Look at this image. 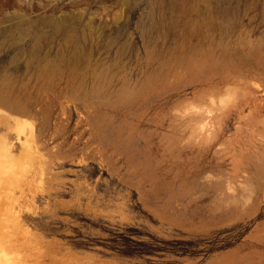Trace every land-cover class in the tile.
Wrapping results in <instances>:
<instances>
[{"label": "rangeland", "instance_id": "374dc122", "mask_svg": "<svg viewBox=\"0 0 264 264\" xmlns=\"http://www.w3.org/2000/svg\"><path fill=\"white\" fill-rule=\"evenodd\" d=\"M0 264H264V0H0Z\"/></svg>", "mask_w": 264, "mask_h": 264}, {"label": "bare ground", "instance_id": "6f19581e", "mask_svg": "<svg viewBox=\"0 0 264 264\" xmlns=\"http://www.w3.org/2000/svg\"><path fill=\"white\" fill-rule=\"evenodd\" d=\"M2 92L0 91V94H1Z\"/></svg>", "mask_w": 264, "mask_h": 264}]
</instances>
